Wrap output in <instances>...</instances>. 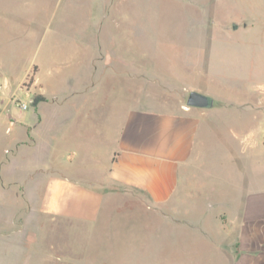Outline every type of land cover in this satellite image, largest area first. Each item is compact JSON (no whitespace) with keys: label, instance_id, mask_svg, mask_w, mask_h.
I'll return each instance as SVG.
<instances>
[{"label":"rangeland","instance_id":"obj_1","mask_svg":"<svg viewBox=\"0 0 264 264\" xmlns=\"http://www.w3.org/2000/svg\"><path fill=\"white\" fill-rule=\"evenodd\" d=\"M91 52L101 57L96 59V87L68 105L57 89L82 60L87 64ZM0 65L10 74V84L0 83V95H6L5 112L14 120L30 121L36 113L32 97L42 88L49 114L61 106L58 102L65 106L60 117L72 114L63 124L45 108L40 143L26 141L35 146L33 153L17 155L16 162L34 169L21 171L15 184L12 171L10 183L0 176V245L21 246L13 252L14 264L226 262L208 258L206 225L188 224L175 217L171 204L148 205L136 190L107 186L102 179L131 99L164 102L166 110L176 111L187 107L192 89L213 98L208 117L215 125L205 149L214 153V164L208 179L228 149L224 128L244 120V134L239 127L234 141L247 149L246 126L257 116L254 107L259 105L264 117V0H0ZM18 102H26L27 109ZM0 147L6 148V163L12 146L3 140ZM224 173L231 176L230 170ZM49 175L64 182L54 212L43 200ZM205 198L197 197L195 205L206 206ZM229 241L223 251L228 264L238 253L234 232Z\"/></svg>","mask_w":264,"mask_h":264},{"label":"crops","instance_id":"obj_2","mask_svg":"<svg viewBox=\"0 0 264 264\" xmlns=\"http://www.w3.org/2000/svg\"><path fill=\"white\" fill-rule=\"evenodd\" d=\"M98 55L97 52H91L87 64L82 60L80 62L82 67L78 66L73 74H68L64 85L58 87L57 91L66 100V104L69 102L70 105V100L76 99L77 96L80 98V95L82 97L83 93L96 87L98 78L95 81L94 79ZM29 69L30 67L26 68L20 74L16 79L17 83ZM9 75L7 77V72L0 65L2 87L7 82L10 84ZM33 81L32 88L35 89V77ZM39 86L41 88L40 84ZM44 91L42 88V91L37 92L45 97V101L36 104V113L31 116L29 122L22 119L14 120L7 114L5 111L8 100L2 101L6 95H0V103H3L0 108V143L7 140L12 146L10 150L13 154L12 159L4 163L2 159L5 156L2 154L6 148L0 147V176L8 177L6 181L9 183L11 181L7 175L9 171L16 177V181L11 182L15 184L21 180V171L34 169V165L16 161L17 155L22 151L33 153L35 146H27L26 141L40 143L38 133L43 123L41 112L44 113L46 108L47 115L53 116H50L51 119L57 122L59 120L63 124L72 118L71 113L67 116L62 114L60 117L59 110L64 111L65 108L62 102H58L61 106L58 105L57 109L49 114L47 107L49 98ZM148 101L142 98L131 99L126 104V111L114 138L117 145L106 166L107 175L102 179L103 184L118 189L136 190L148 205L161 207L171 204L177 219L188 224L199 221L202 226L206 225L208 258L212 261L225 259L226 262L223 264H228V253L225 252L223 257V251L228 250L229 235L234 232L238 241V253L230 264H264V137H262L264 117H261L258 110L260 106L254 107L252 114L257 116L246 126L250 136L248 145L250 146L253 140L251 145L255 147L253 151L249 146L244 150V146L240 149L238 142L235 144L239 127L242 135L244 134V120L241 126L224 128L223 141L228 149L222 152L220 164L216 163L213 168L216 173L211 174V179H208V171L214 164L212 162L214 153L212 155L205 149L208 146L206 139L211 133V125H215V119L208 117V107H181L174 111L166 110L164 102H151L152 99ZM45 104L46 106L41 108ZM221 124L219 123L220 126ZM45 142L47 147L48 140L45 139ZM229 145L232 146L230 149ZM74 153L75 150H72L67 154V158ZM29 160L34 161L36 158ZM49 166L52 168V164ZM227 170L231 171V176L224 173ZM69 178L71 177L64 176V179ZM45 181L43 194L45 207L54 212L58 210L59 199L63 195L59 188L63 187L64 182L53 175H49ZM225 186L228 191H225ZM0 187L4 189V180L0 179ZM201 196L206 197L204 203L207 205L203 208L195 205L197 197ZM203 218L207 220L205 223ZM20 247L0 245V264H14L17 258L13 252L21 249Z\"/></svg>","mask_w":264,"mask_h":264},{"label":"water","instance_id":"obj_3","mask_svg":"<svg viewBox=\"0 0 264 264\" xmlns=\"http://www.w3.org/2000/svg\"><path fill=\"white\" fill-rule=\"evenodd\" d=\"M232 26L237 27L234 23ZM185 104L187 107L206 108L211 107L214 101L210 95L193 89L188 92Z\"/></svg>","mask_w":264,"mask_h":264},{"label":"trees","instance_id":"obj_4","mask_svg":"<svg viewBox=\"0 0 264 264\" xmlns=\"http://www.w3.org/2000/svg\"><path fill=\"white\" fill-rule=\"evenodd\" d=\"M45 100V98L41 94H35L32 97V105L35 106L38 102Z\"/></svg>","mask_w":264,"mask_h":264},{"label":"built area","instance_id":"obj_5","mask_svg":"<svg viewBox=\"0 0 264 264\" xmlns=\"http://www.w3.org/2000/svg\"><path fill=\"white\" fill-rule=\"evenodd\" d=\"M28 104L26 102H18V107L21 109H27Z\"/></svg>","mask_w":264,"mask_h":264}]
</instances>
